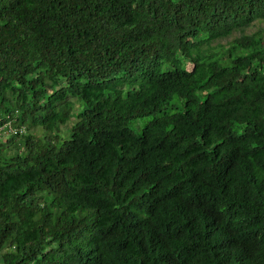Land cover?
I'll list each match as a JSON object with an SVG mask.
<instances>
[{
  "label": "trees",
  "instance_id": "obj_1",
  "mask_svg": "<svg viewBox=\"0 0 264 264\" xmlns=\"http://www.w3.org/2000/svg\"><path fill=\"white\" fill-rule=\"evenodd\" d=\"M256 21L264 0H0V264H264Z\"/></svg>",
  "mask_w": 264,
  "mask_h": 264
},
{
  "label": "rangeland",
  "instance_id": "obj_2",
  "mask_svg": "<svg viewBox=\"0 0 264 264\" xmlns=\"http://www.w3.org/2000/svg\"><path fill=\"white\" fill-rule=\"evenodd\" d=\"M259 29H263L264 30V21H256L252 26L247 28L245 30V32L251 34V33L255 32V31L259 30ZM240 35H241L240 31H235L232 36H230L229 38H226V39H222L221 42L222 43L229 42V41L233 40L234 38H236V37H238ZM188 68L191 69L192 65L189 64ZM151 119H152V115L151 116L149 115V116L137 118V119L133 120L130 123V125L137 132H141L142 131V127L146 124V122H148ZM72 125H73V122L69 121V122H67L66 125H63L62 128H63V130H65V129L70 128ZM5 134L6 133H3V135H2V133H0V136H4ZM0 139H2V141H4V137L3 138L1 137Z\"/></svg>",
  "mask_w": 264,
  "mask_h": 264
},
{
  "label": "clouds",
  "instance_id": "obj_3",
  "mask_svg": "<svg viewBox=\"0 0 264 264\" xmlns=\"http://www.w3.org/2000/svg\"><path fill=\"white\" fill-rule=\"evenodd\" d=\"M71 122H73V120H69ZM68 121V122H69ZM5 127H8V130H5L4 128ZM3 132V133H6V134H9V133H16V131L10 126V123L4 125L3 127H0V133Z\"/></svg>",
  "mask_w": 264,
  "mask_h": 264
}]
</instances>
